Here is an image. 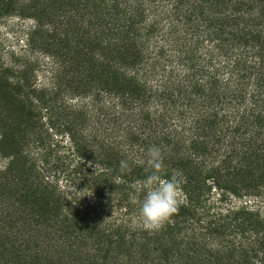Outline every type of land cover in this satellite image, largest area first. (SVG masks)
<instances>
[{
	"label": "trees",
	"instance_id": "obj_1",
	"mask_svg": "<svg viewBox=\"0 0 264 264\" xmlns=\"http://www.w3.org/2000/svg\"><path fill=\"white\" fill-rule=\"evenodd\" d=\"M13 16L0 264H264V0H0ZM152 145L181 183L156 232L131 202Z\"/></svg>",
	"mask_w": 264,
	"mask_h": 264
},
{
	"label": "clouds",
	"instance_id": "obj_2",
	"mask_svg": "<svg viewBox=\"0 0 264 264\" xmlns=\"http://www.w3.org/2000/svg\"><path fill=\"white\" fill-rule=\"evenodd\" d=\"M147 175L143 180L137 181V192H142V199L132 197L133 204H139L138 215L143 228L149 232L161 230L170 218L178 211L181 183L176 175L162 178L164 156L161 149L152 145L146 152ZM129 167L127 160L120 161V171Z\"/></svg>",
	"mask_w": 264,
	"mask_h": 264
},
{
	"label": "rangeland",
	"instance_id": "obj_3",
	"mask_svg": "<svg viewBox=\"0 0 264 264\" xmlns=\"http://www.w3.org/2000/svg\"><path fill=\"white\" fill-rule=\"evenodd\" d=\"M25 25H27V21L15 16L0 19V48L16 50Z\"/></svg>",
	"mask_w": 264,
	"mask_h": 264
}]
</instances>
